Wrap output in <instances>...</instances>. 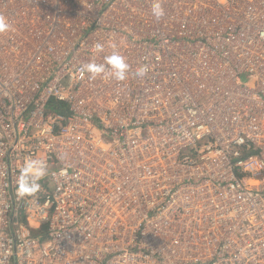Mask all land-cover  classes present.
Segmentation results:
<instances>
[{
	"label": "built area",
	"instance_id": "1",
	"mask_svg": "<svg viewBox=\"0 0 264 264\" xmlns=\"http://www.w3.org/2000/svg\"><path fill=\"white\" fill-rule=\"evenodd\" d=\"M155 2L0 0V264H264V0Z\"/></svg>",
	"mask_w": 264,
	"mask_h": 264
},
{
	"label": "clouds",
	"instance_id": "2",
	"mask_svg": "<svg viewBox=\"0 0 264 264\" xmlns=\"http://www.w3.org/2000/svg\"><path fill=\"white\" fill-rule=\"evenodd\" d=\"M152 15L159 20L165 15V10L161 6L159 0H156L152 5ZM11 28V25L7 22L6 18L0 16V32L7 31ZM97 52L103 50V45L97 43L95 45ZM106 69H110L107 72L111 77L117 80H123L126 78L129 65L125 58L118 53L114 52L112 55L105 57V63L96 64L88 63L83 65V70L90 74V78L102 73H106ZM148 67L146 65L138 68L136 75L138 77H144L147 74ZM47 174L46 164L43 161H30L27 162L21 169V177L24 180L22 191L24 192H35L39 189L40 185L38 181Z\"/></svg>",
	"mask_w": 264,
	"mask_h": 264
},
{
	"label": "trees",
	"instance_id": "3",
	"mask_svg": "<svg viewBox=\"0 0 264 264\" xmlns=\"http://www.w3.org/2000/svg\"><path fill=\"white\" fill-rule=\"evenodd\" d=\"M57 105H59V108L62 106V104H57ZM63 107V106H62ZM64 108V107H63Z\"/></svg>",
	"mask_w": 264,
	"mask_h": 264
}]
</instances>
